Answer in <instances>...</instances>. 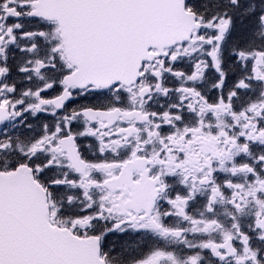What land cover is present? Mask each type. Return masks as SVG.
Masks as SVG:
<instances>
[{
    "label": "snow or ice",
    "instance_id": "6c2138e0",
    "mask_svg": "<svg viewBox=\"0 0 264 264\" xmlns=\"http://www.w3.org/2000/svg\"><path fill=\"white\" fill-rule=\"evenodd\" d=\"M0 264H264V0H0Z\"/></svg>",
    "mask_w": 264,
    "mask_h": 264
}]
</instances>
